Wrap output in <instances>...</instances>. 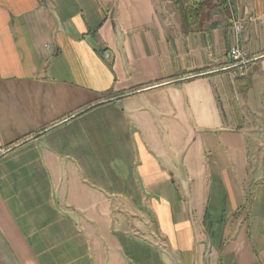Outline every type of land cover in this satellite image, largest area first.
<instances>
[{"label":"crops","instance_id":"crops-1","mask_svg":"<svg viewBox=\"0 0 264 264\" xmlns=\"http://www.w3.org/2000/svg\"><path fill=\"white\" fill-rule=\"evenodd\" d=\"M233 1L184 33L171 0H0V264H264V0Z\"/></svg>","mask_w":264,"mask_h":264},{"label":"trees","instance_id":"trees-1","mask_svg":"<svg viewBox=\"0 0 264 264\" xmlns=\"http://www.w3.org/2000/svg\"><path fill=\"white\" fill-rule=\"evenodd\" d=\"M177 10L184 33L210 30L230 21L235 14L233 0H171ZM222 19H221V18Z\"/></svg>","mask_w":264,"mask_h":264},{"label":"rangeland","instance_id":"rangeland-1","mask_svg":"<svg viewBox=\"0 0 264 264\" xmlns=\"http://www.w3.org/2000/svg\"><path fill=\"white\" fill-rule=\"evenodd\" d=\"M166 7L167 16L165 18H168V21H172L170 7L168 4ZM249 102L251 106L246 107L244 111L243 128L247 132L251 150H256V154H258L260 150H264V110L257 108L255 96H249ZM256 159L259 160L260 158L256 157Z\"/></svg>","mask_w":264,"mask_h":264},{"label":"built area","instance_id":"built-area-1","mask_svg":"<svg viewBox=\"0 0 264 264\" xmlns=\"http://www.w3.org/2000/svg\"><path fill=\"white\" fill-rule=\"evenodd\" d=\"M228 57L232 61L233 66L238 67L241 76L247 74V65L250 59L247 58L238 44H235L228 51Z\"/></svg>","mask_w":264,"mask_h":264}]
</instances>
